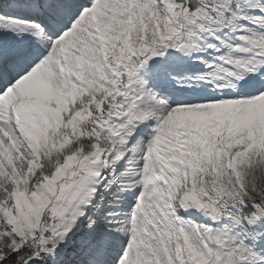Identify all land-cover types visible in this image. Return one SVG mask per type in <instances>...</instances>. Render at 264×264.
<instances>
[{
	"label": "snow or ice",
	"instance_id": "obj_1",
	"mask_svg": "<svg viewBox=\"0 0 264 264\" xmlns=\"http://www.w3.org/2000/svg\"><path fill=\"white\" fill-rule=\"evenodd\" d=\"M0 264H264V0H0Z\"/></svg>",
	"mask_w": 264,
	"mask_h": 264
}]
</instances>
